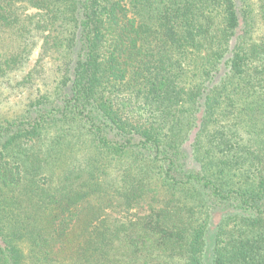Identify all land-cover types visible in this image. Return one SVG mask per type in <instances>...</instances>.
Here are the masks:
<instances>
[{
  "label": "trees",
  "instance_id": "obj_1",
  "mask_svg": "<svg viewBox=\"0 0 264 264\" xmlns=\"http://www.w3.org/2000/svg\"><path fill=\"white\" fill-rule=\"evenodd\" d=\"M0 264H264V0H0Z\"/></svg>",
  "mask_w": 264,
  "mask_h": 264
},
{
  "label": "rangeland",
  "instance_id": "obj_2",
  "mask_svg": "<svg viewBox=\"0 0 264 264\" xmlns=\"http://www.w3.org/2000/svg\"><path fill=\"white\" fill-rule=\"evenodd\" d=\"M35 9L33 7H28L25 12L28 14H33L35 13ZM38 49V48H37ZM39 51V49H38ZM36 51L34 52V54L31 57V60L29 62V64L26 66V69L19 71V72H14L11 74V86L9 88V90L13 89V87H15L17 84H19V81L28 73V71L34 66L35 61L37 59V55L39 54V52ZM28 94H30V89L28 88V90H24L23 86H17V88H15V90H13V92H11L10 99H9V105H14L15 107H25L26 105H28L27 103H29L31 100V96H27ZM33 96V95H32ZM219 215H217V219H218ZM212 238L211 235L209 236V241L210 243L212 242Z\"/></svg>",
  "mask_w": 264,
  "mask_h": 264
}]
</instances>
